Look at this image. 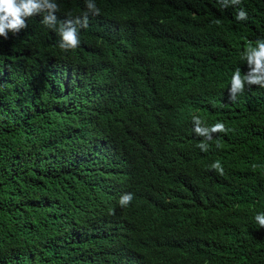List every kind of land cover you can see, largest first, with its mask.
Wrapping results in <instances>:
<instances>
[{
  "label": "trees",
  "instance_id": "1",
  "mask_svg": "<svg viewBox=\"0 0 264 264\" xmlns=\"http://www.w3.org/2000/svg\"><path fill=\"white\" fill-rule=\"evenodd\" d=\"M95 2L100 15H89L74 51L61 50L58 34L41 22L46 9L18 33L0 36V264H174L160 238L164 207L183 197V180L167 137L172 128L180 136L189 130L167 88L175 72L218 71L223 47L239 63L248 42L264 38V0H242V21L230 7L188 8L181 1L179 13L196 12L200 45L187 56L186 45L166 49L167 66L145 54L153 27L144 11L175 0ZM56 3L58 20L87 11L85 0ZM240 135L246 181L264 185V116ZM121 176L125 182L113 185ZM187 185L198 198L199 171ZM128 192L133 200L121 207ZM142 239L145 252L134 249Z\"/></svg>",
  "mask_w": 264,
  "mask_h": 264
},
{
  "label": "clouds",
  "instance_id": "2",
  "mask_svg": "<svg viewBox=\"0 0 264 264\" xmlns=\"http://www.w3.org/2000/svg\"><path fill=\"white\" fill-rule=\"evenodd\" d=\"M181 1L188 8L230 7L236 20L248 18L247 12L238 7L242 0L155 2L144 11V19L153 27L145 52L152 61L166 64V49L186 45L188 49L181 53L187 56L200 45L194 32L196 12L179 13ZM85 5L87 11L80 16L69 13L68 18L58 20L56 0H0V36L6 39L9 32L18 33L27 27L29 17L46 9L48 14L41 22L58 34L61 50L74 51L80 46V28L88 26L90 14L101 12L95 0H85ZM213 23L220 24V20ZM254 40L255 46L248 42L239 63L223 47L218 71L203 77L175 72L167 88L176 118L189 130L180 136L172 128L167 137L173 168L183 180V197L175 207H164L160 238L169 243L174 264H264V185L246 181L247 172L241 169L240 132L244 134L249 127L252 133L257 115L264 116V38ZM223 149L227 150L226 160H232L229 173L224 172ZM196 171L200 173L198 198L187 185ZM169 177L165 172V179ZM125 180L121 176L112 183L121 186ZM99 188L107 193L103 185ZM132 200L133 193L128 192L120 196L118 203L127 207ZM198 213L207 217L194 220ZM136 244L134 249L139 247L145 252L147 243L143 239Z\"/></svg>",
  "mask_w": 264,
  "mask_h": 264
}]
</instances>
